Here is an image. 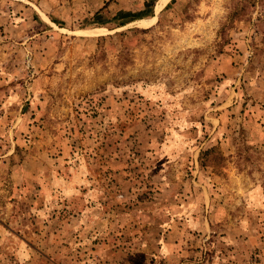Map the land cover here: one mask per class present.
Returning a JSON list of instances; mask_svg holds the SVG:
<instances>
[{
	"label": "rangeland",
	"instance_id": "1",
	"mask_svg": "<svg viewBox=\"0 0 264 264\" xmlns=\"http://www.w3.org/2000/svg\"><path fill=\"white\" fill-rule=\"evenodd\" d=\"M0 264H264V0H0Z\"/></svg>",
	"mask_w": 264,
	"mask_h": 264
},
{
	"label": "bare ground",
	"instance_id": "2",
	"mask_svg": "<svg viewBox=\"0 0 264 264\" xmlns=\"http://www.w3.org/2000/svg\"><path fill=\"white\" fill-rule=\"evenodd\" d=\"M167 1V0H166ZM160 4V3H159Z\"/></svg>",
	"mask_w": 264,
	"mask_h": 264
}]
</instances>
